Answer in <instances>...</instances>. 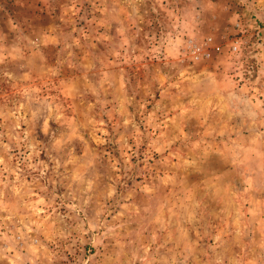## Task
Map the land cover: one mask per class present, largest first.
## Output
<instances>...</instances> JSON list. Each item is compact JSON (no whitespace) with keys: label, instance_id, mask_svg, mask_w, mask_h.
Wrapping results in <instances>:
<instances>
[{"label":"rangeland","instance_id":"1","mask_svg":"<svg viewBox=\"0 0 264 264\" xmlns=\"http://www.w3.org/2000/svg\"><path fill=\"white\" fill-rule=\"evenodd\" d=\"M0 264H264V0H0Z\"/></svg>","mask_w":264,"mask_h":264}]
</instances>
